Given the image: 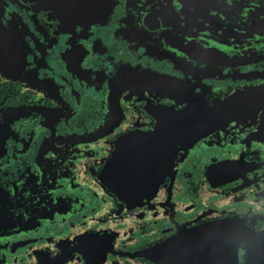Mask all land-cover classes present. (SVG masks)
I'll return each mask as SVG.
<instances>
[{
  "label": "flooded vegetation",
  "instance_id": "obj_1",
  "mask_svg": "<svg viewBox=\"0 0 264 264\" xmlns=\"http://www.w3.org/2000/svg\"><path fill=\"white\" fill-rule=\"evenodd\" d=\"M0 16V59L23 63L0 264H159L228 214L264 229V0H0Z\"/></svg>",
  "mask_w": 264,
  "mask_h": 264
},
{
  "label": "water",
  "instance_id": "obj_2",
  "mask_svg": "<svg viewBox=\"0 0 264 264\" xmlns=\"http://www.w3.org/2000/svg\"><path fill=\"white\" fill-rule=\"evenodd\" d=\"M5 32L0 16V46H2V39L6 36ZM255 43L228 41V57L235 56L236 53V55L240 53L248 56L256 55L257 51L251 49ZM239 45L248 46V49ZM242 49L245 51L242 52ZM2 50L4 51L3 48ZM6 50L5 54L8 52ZM1 61L3 60L0 59V134L4 136L6 121H11L22 113L16 94L23 63L16 57L6 59V62L4 60L5 63ZM256 89L251 92L257 91L255 93L257 95L261 93L259 88ZM225 107V101L217 106L218 109ZM228 107L237 109V102L230 103ZM186 235L189 239L184 238ZM210 238H212L211 242ZM160 251L165 252V257L159 264L194 263L204 251L211 254L215 264H264V229L255 231L247 225L245 218L232 213L211 226L195 227L184 234L176 233L163 244ZM240 260L243 261L240 262Z\"/></svg>",
  "mask_w": 264,
  "mask_h": 264
}]
</instances>
